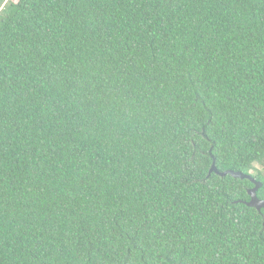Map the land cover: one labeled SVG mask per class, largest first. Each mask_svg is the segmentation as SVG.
<instances>
[{
    "label": "trees",
    "instance_id": "obj_1",
    "mask_svg": "<svg viewBox=\"0 0 264 264\" xmlns=\"http://www.w3.org/2000/svg\"><path fill=\"white\" fill-rule=\"evenodd\" d=\"M264 0H0V264H264Z\"/></svg>",
    "mask_w": 264,
    "mask_h": 264
},
{
    "label": "water",
    "instance_id": "obj_2",
    "mask_svg": "<svg viewBox=\"0 0 264 264\" xmlns=\"http://www.w3.org/2000/svg\"><path fill=\"white\" fill-rule=\"evenodd\" d=\"M211 172H215L221 176L229 174L235 178L249 179L250 181H252L254 183V186L248 190V194L250 196V199L248 201H246L245 204L249 207H253V208L257 209L258 211L264 207V199H259L256 195V191L261 186V183L257 182L255 179H253L249 174H245L241 171H233V170H226V171L220 172L215 167V161L214 160H213L211 168L209 170V174Z\"/></svg>",
    "mask_w": 264,
    "mask_h": 264
},
{
    "label": "rangeland",
    "instance_id": "obj_3",
    "mask_svg": "<svg viewBox=\"0 0 264 264\" xmlns=\"http://www.w3.org/2000/svg\"><path fill=\"white\" fill-rule=\"evenodd\" d=\"M12 1H16V0H12Z\"/></svg>",
    "mask_w": 264,
    "mask_h": 264
}]
</instances>
